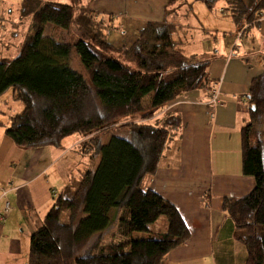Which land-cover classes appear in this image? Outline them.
Returning a JSON list of instances; mask_svg holds the SVG:
<instances>
[{"label":"trees","instance_id":"16d2710c","mask_svg":"<svg viewBox=\"0 0 264 264\" xmlns=\"http://www.w3.org/2000/svg\"><path fill=\"white\" fill-rule=\"evenodd\" d=\"M196 1L210 11L223 3L241 35L264 15V0ZM29 18L31 37L16 57L0 59V94L11 89L22 105L5 135L19 148H59L75 135L99 161L55 199L30 237L28 264H162L190 232L175 206L141 188L182 127L178 115L156 114L190 91H209L207 61L186 56L163 23L149 22L130 46L115 47L107 40L111 26L82 8L21 0L18 20ZM47 26L52 34L44 36ZM62 33L69 41H57ZM246 97L241 165L255 186L246 196L224 197L222 209L245 249L244 264H264V70ZM161 217L165 230L151 231ZM107 231L114 232L110 242ZM136 233L147 238L134 239Z\"/></svg>","mask_w":264,"mask_h":264},{"label":"crops","instance_id":"0c3cea01","mask_svg":"<svg viewBox=\"0 0 264 264\" xmlns=\"http://www.w3.org/2000/svg\"><path fill=\"white\" fill-rule=\"evenodd\" d=\"M186 1L105 0L107 7L93 15L107 27L117 17L126 19L135 25V33L149 22L170 25L173 39L186 56L196 55L207 61L205 52L187 53L185 49V36L188 29H193L192 20L195 30L209 32L199 25L192 11L193 5L200 2L191 0L186 5ZM200 4L198 11L201 9L203 16L212 18L216 7L210 11ZM223 18L231 21L226 15ZM235 28V37L249 36L244 55H233L231 51L237 48L233 45L227 57L221 55L207 63L210 88L218 86V102L211 105L208 91L194 90L156 114L178 115L182 127L161 157L156 172L146 179L145 188L175 206L190 232L187 242L170 251L162 264H244L245 249L237 241V230L222 203L224 197L246 196L255 186L252 177L242 174L241 128L249 121V84L264 70V15L258 25L249 27L243 35L236 25ZM235 28L229 26L224 34H232ZM128 46L124 43L117 47ZM1 124L0 264H28L31 235L42 224L55 199L74 186L86 171L82 167L73 177L72 169L79 167L84 160L80 155L86 154L82 147L85 140L74 135L69 140L65 138L59 148H19L5 135L10 123Z\"/></svg>","mask_w":264,"mask_h":264},{"label":"rangeland","instance_id":"374dc122","mask_svg":"<svg viewBox=\"0 0 264 264\" xmlns=\"http://www.w3.org/2000/svg\"><path fill=\"white\" fill-rule=\"evenodd\" d=\"M41 3L53 2L58 4H65L70 6H75L78 9H84L87 12H98L107 7L105 0H39ZM21 0H0V59H13L19 53L22 45L31 37L33 34V29L31 25V19L24 20L20 23L18 20V9ZM191 0L186 1V5H190ZM197 6H202L200 3ZM176 6V3L174 4ZM193 5L192 11L194 12L195 18L198 20L199 25L209 29V32L195 30V26L192 20V30L188 29L187 35L185 36V49L187 53H193L195 51L205 52V59L207 63H213L216 59L222 57H227L230 53V48L233 45H236V49L232 50L231 53L237 57H242L244 55L245 47H248L249 36L244 35L242 39L235 37L236 28L235 23L227 21L223 18V15L227 16V13L224 11V4L220 3L216 6V11L213 13L212 18H207L203 16L198 8ZM204 6V5H203ZM179 10L185 9L186 7H177ZM203 8V7H202ZM192 15V13L190 14ZM190 15L188 14V21L190 23ZM180 17V16H179ZM187 19V18H184ZM229 26L235 28L232 34H224V32L229 31ZM239 29V26L236 25ZM135 25L126 19L117 17L115 23L107 28V40L112 43L115 47L121 46L124 43L131 45L136 37L137 33L134 31ZM223 31L219 32L218 31ZM52 34V27L47 26L44 31V36H49ZM56 35V34H53ZM58 42H67L70 39V35L67 33H62L61 35L57 34ZM184 41V36H183ZM235 41V42H234ZM234 42V44H233ZM219 56H218V55ZM249 57V56H248ZM134 66L133 62H129ZM74 67L77 70L81 69V66L78 62L74 63ZM208 79V76H207ZM212 79V78H211ZM210 82V81H209ZM218 82H216L217 84ZM149 98L146 99L145 104H147ZM22 111V105L18 102H13L11 100V89H7L0 94V122L7 126L9 122V117L11 114H16ZM110 137V133H107L103 136V143H107ZM71 138L67 137L65 140ZM89 152L87 154H81V157H84V160L81 161L79 167H76L73 170V177H76V173L79 169L84 167V171L90 170L93 171L99 161L97 153L93 154ZM76 166V165H75ZM74 166V167H75ZM73 167V168H74ZM84 173V172H83ZM80 174V177L83 175ZM152 176V175H150ZM148 178V177H147ZM145 178L141 184V188H145L146 179ZM116 209H113L110 212V217L113 218L116 215ZM166 228V221L164 217H161L155 224L150 226L151 231L153 232H163ZM114 232L107 231L105 234V242H110ZM134 239H146L147 235L144 233H136L133 235Z\"/></svg>","mask_w":264,"mask_h":264},{"label":"built area","instance_id":"2783aa9c","mask_svg":"<svg viewBox=\"0 0 264 264\" xmlns=\"http://www.w3.org/2000/svg\"><path fill=\"white\" fill-rule=\"evenodd\" d=\"M209 102L211 105H215L218 102L219 90L218 86L214 85L209 89Z\"/></svg>","mask_w":264,"mask_h":264},{"label":"water","instance_id":"95a60500","mask_svg":"<svg viewBox=\"0 0 264 264\" xmlns=\"http://www.w3.org/2000/svg\"><path fill=\"white\" fill-rule=\"evenodd\" d=\"M252 110H254V107H251Z\"/></svg>","mask_w":264,"mask_h":264}]
</instances>
